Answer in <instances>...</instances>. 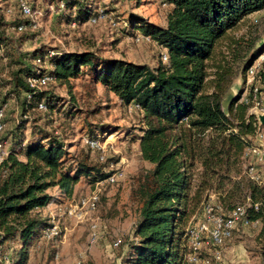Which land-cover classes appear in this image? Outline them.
<instances>
[{
	"label": "trees",
	"instance_id": "1",
	"mask_svg": "<svg viewBox=\"0 0 264 264\" xmlns=\"http://www.w3.org/2000/svg\"><path fill=\"white\" fill-rule=\"evenodd\" d=\"M61 1L67 10L79 6L80 21L98 15L89 0ZM165 2L170 7L166 26L133 13L127 21L129 29L166 49V62L161 55L154 68L90 49L38 48L23 60L9 53L10 40L4 35L7 22L0 9V57L9 60L12 84L2 102L23 95L25 115L31 110L47 115L60 109L61 98L46 92V85L32 86L29 81L47 74L52 77L48 84L59 82L71 92L68 116H73L77 100L72 81L81 76L86 77L88 90L102 85L123 105H138L146 125L138 137L141 156L152 166L138 176L132 192L138 218L120 264H187L189 223L210 192L217 194L226 211L250 198L248 217L261 223L256 239L264 264V185L243 173L242 159L256 119L238 99L225 112L222 100L231 72L223 66L209 92L207 64L218 41L248 16L264 10V0ZM21 14L27 19L16 29L26 33L34 23L22 10ZM71 18L69 14L68 21ZM263 50L264 45L244 60L245 70ZM41 103L46 111L40 110ZM92 109L96 113L99 107ZM28 123L26 118L17 124L8 154L0 161V264H29L30 249L51 240L47 232L53 224L43 216V209L73 200L81 178L95 186L114 171L106 170L108 164L92 163L89 155L71 158L66 139L57 131L35 126L27 135ZM90 137L98 138L95 129H90ZM53 189L57 194L50 193Z\"/></svg>",
	"mask_w": 264,
	"mask_h": 264
},
{
	"label": "rangeland",
	"instance_id": "2",
	"mask_svg": "<svg viewBox=\"0 0 264 264\" xmlns=\"http://www.w3.org/2000/svg\"><path fill=\"white\" fill-rule=\"evenodd\" d=\"M24 1L32 6L34 11L42 13L36 17V22L28 18L34 25L29 26L26 33H21L16 26L27 19L21 14V0H0V9L7 22L4 35L10 40L9 53H15L23 60L38 48L67 51L90 49L98 51L103 56L125 59L154 68L160 64L161 55L164 60L167 53L163 46L151 38L127 27L131 13L157 25L166 26L170 7L165 0H141L140 3L129 0H89L88 4L94 10L102 9L106 14L105 18L95 22L80 21L77 19L79 6L69 10L62 9L59 5L61 0ZM69 14L72 18L68 21ZM262 45L264 10L248 16L218 41L212 57L207 62L209 92L213 90L212 84L216 73L223 66L228 67L231 80L227 84L223 100L230 91H233L237 95L232 102L238 99L241 103V99L251 88L248 70L256 65L264 50L246 70L244 60ZM2 53L3 51H0V56ZM8 61L6 57H0V110L3 111L2 119L5 125L3 137L7 141V147L10 146V136L16 130L17 124L28 118L27 135L35 126L57 131L66 139L71 158L89 155L92 163L108 164L106 170L119 168L125 174L118 183H104L101 186L98 208L87 213L84 219L67 217L63 210L65 205L86 197L95 190L96 185L85 177L78 183L73 200L46 207L43 216L51 223L53 221L58 223L60 234L50 237L51 240H43L30 249L29 264H120L126 252V244L134 238V226L138 218V205L132 198V192L137 185L138 176L152 166L142 159L138 141L142 128L146 126L143 112L136 104L123 105L114 93L102 85H98L94 91L88 90V81L86 77L81 76L72 81L74 83L72 92L77 97L75 102L77 109L73 108V116H68L66 111L71 92L66 85L59 82L48 84L43 89L46 92H53L62 99V102L61 99L57 101V106H60V109L65 108L63 111L57 108L45 115L31 110L25 115L22 107L23 95L9 96L7 101L2 102L4 96L12 91L11 68ZM258 69L262 70L264 75V66H259ZM98 107L94 113L92 108ZM100 124L103 128L99 127ZM90 129H95V135L105 145V159L100 158L101 152L93 151L85 143V138L90 136ZM249 140L250 143H254L255 138ZM242 159L243 173L247 174L249 161L244 158V154ZM259 172L262 181L260 184L264 185V164L259 166ZM57 192L56 189L50 190L52 194ZM210 193L208 201L192 217L189 228L207 222L205 217L207 203L214 207L212 211L214 214L228 212L221 206L217 194ZM93 220L99 223L101 230L100 238L95 243L89 240V228ZM259 229L260 226L248 227L239 224L234 229L232 238L222 247V264H261L256 239ZM117 240H121L120 247H114ZM204 255H209L208 250L204 251Z\"/></svg>",
	"mask_w": 264,
	"mask_h": 264
},
{
	"label": "built area",
	"instance_id": "3",
	"mask_svg": "<svg viewBox=\"0 0 264 264\" xmlns=\"http://www.w3.org/2000/svg\"><path fill=\"white\" fill-rule=\"evenodd\" d=\"M60 8L65 7V2L61 1L59 4ZM53 8V6H52ZM22 12L31 18L33 22H36V17L40 15L41 11L32 10L31 6L24 0H21ZM106 17L104 10L100 9L98 15L93 17L91 21H97ZM22 27H20L21 29ZM52 55V54H50ZM167 56H164L166 62ZM38 63L41 59L37 60ZM264 66V52L258 58L256 65H253L248 70V82L251 83V88L248 94L241 99V103L246 104L249 107V113L254 115L256 119V130L255 134L249 135V139H253L254 143H249L247 146L244 158L249 161L247 166V174L249 177L261 183V176L259 172V166L264 164V126L260 123L258 116L255 112L264 114V75L262 70H259V66ZM32 86L35 85H47L52 81L50 75H44L40 77L30 78ZM138 107V105H136ZM40 110L46 111L47 106L44 103L39 105ZM3 111L0 110V161H2L8 154L7 141L3 139L5 131V125L3 123ZM85 143L95 151L101 152L100 158L105 159L104 151L105 145L98 138H92L87 136ZM125 174L122 169L116 168L106 181L99 182L96 184V188L92 193L86 197H81L76 201L70 202L64 206L63 213L67 217L84 219L85 215L90 212L96 211L100 201V188L104 183L116 184L124 178ZM251 206L250 198L243 204L235 206L227 213L214 214V209L210 204L205 206V217L207 222L199 224L189 228L188 246L189 252L187 256V264H222L223 253L222 247L227 240L233 236L234 229L240 224L242 226H261L259 220H252L248 217V207ZM257 207V206H256ZM53 226L48 230L47 237H54L60 234L58 223L53 221ZM89 240L92 243L97 242L100 238L101 230L99 223L93 220L90 223L89 228ZM121 240L114 242V247H119ZM209 252V255H204V251Z\"/></svg>",
	"mask_w": 264,
	"mask_h": 264
},
{
	"label": "water",
	"instance_id": "4",
	"mask_svg": "<svg viewBox=\"0 0 264 264\" xmlns=\"http://www.w3.org/2000/svg\"><path fill=\"white\" fill-rule=\"evenodd\" d=\"M236 93L233 91H230L227 95L226 98L222 101V106L225 110L226 113L229 112L230 109V104L232 102V100L236 97ZM258 119L260 121V123L264 126V114H260L259 112H256Z\"/></svg>",
	"mask_w": 264,
	"mask_h": 264
},
{
	"label": "crops",
	"instance_id": "5",
	"mask_svg": "<svg viewBox=\"0 0 264 264\" xmlns=\"http://www.w3.org/2000/svg\"><path fill=\"white\" fill-rule=\"evenodd\" d=\"M46 209V208H45ZM45 209H43V210H45Z\"/></svg>",
	"mask_w": 264,
	"mask_h": 264
}]
</instances>
